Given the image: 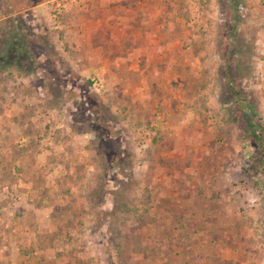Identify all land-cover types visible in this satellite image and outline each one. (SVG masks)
Masks as SVG:
<instances>
[{
	"label": "rangeland",
	"instance_id": "1",
	"mask_svg": "<svg viewBox=\"0 0 264 264\" xmlns=\"http://www.w3.org/2000/svg\"><path fill=\"white\" fill-rule=\"evenodd\" d=\"M174 2L178 70L118 72L141 95L70 69L74 4L0 0V264H264V0ZM26 169L51 231L19 230Z\"/></svg>",
	"mask_w": 264,
	"mask_h": 264
},
{
	"label": "crops",
	"instance_id": "2",
	"mask_svg": "<svg viewBox=\"0 0 264 264\" xmlns=\"http://www.w3.org/2000/svg\"><path fill=\"white\" fill-rule=\"evenodd\" d=\"M176 3L174 0H85L81 7L66 6L64 41L68 44L70 69L78 71L82 76L96 72L105 80L112 81V84L126 83L131 87V93H134V89L141 91V95L144 94L143 91L150 84L148 75L140 74V80L133 83L118 72L136 74L178 70L174 50L166 44V39L171 34L169 24L186 20ZM147 95H151L148 90ZM139 99L143 102L145 96ZM64 145L68 148L66 143ZM64 145L62 142L58 144L65 152ZM35 172L36 169L32 172L27 170V174L25 171L20 176L19 183L27 193L22 197L23 205L28 206L24 211L31 216L25 215L28 218L23 222H16L23 224L19 228L21 231L25 229L26 221H36L39 225L36 230L38 232L41 227V231H51V227L54 228L56 224L49 214L53 210H60L61 204L59 199L43 192L49 190L46 189L47 183L45 186L42 173L37 177L33 176L32 173ZM22 244L20 245L24 249L29 242ZM7 258L8 256L2 257V261L8 263Z\"/></svg>",
	"mask_w": 264,
	"mask_h": 264
},
{
	"label": "built area",
	"instance_id": "3",
	"mask_svg": "<svg viewBox=\"0 0 264 264\" xmlns=\"http://www.w3.org/2000/svg\"><path fill=\"white\" fill-rule=\"evenodd\" d=\"M68 2L72 3L74 5H82L85 2V0H68ZM58 5H60V4H58ZM58 8H59V6H58ZM59 10H55V12H54V13H56L55 16H57V17H58V15L59 16L61 15L60 14L61 12ZM92 86L95 89V91L101 92L105 87V83L101 79H94Z\"/></svg>",
	"mask_w": 264,
	"mask_h": 264
},
{
	"label": "trees",
	"instance_id": "4",
	"mask_svg": "<svg viewBox=\"0 0 264 264\" xmlns=\"http://www.w3.org/2000/svg\"><path fill=\"white\" fill-rule=\"evenodd\" d=\"M12 46L16 47V42H12ZM123 72V71H122Z\"/></svg>",
	"mask_w": 264,
	"mask_h": 264
}]
</instances>
